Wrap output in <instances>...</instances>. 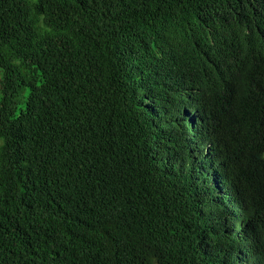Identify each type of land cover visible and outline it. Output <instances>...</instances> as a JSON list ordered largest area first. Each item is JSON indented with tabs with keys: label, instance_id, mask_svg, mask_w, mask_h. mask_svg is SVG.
Here are the masks:
<instances>
[{
	"label": "trees",
	"instance_id": "16d2710c",
	"mask_svg": "<svg viewBox=\"0 0 264 264\" xmlns=\"http://www.w3.org/2000/svg\"><path fill=\"white\" fill-rule=\"evenodd\" d=\"M0 264H264V0H0Z\"/></svg>",
	"mask_w": 264,
	"mask_h": 264
},
{
	"label": "rangeland",
	"instance_id": "374dc122",
	"mask_svg": "<svg viewBox=\"0 0 264 264\" xmlns=\"http://www.w3.org/2000/svg\"><path fill=\"white\" fill-rule=\"evenodd\" d=\"M2 78V72H1V69H0V80ZM0 98H1V86H0Z\"/></svg>",
	"mask_w": 264,
	"mask_h": 264
}]
</instances>
